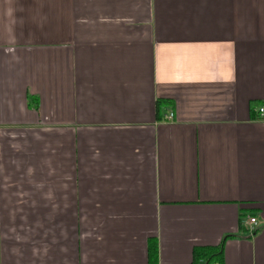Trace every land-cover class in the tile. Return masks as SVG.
<instances>
[{
    "label": "crops",
    "instance_id": "obj_1",
    "mask_svg": "<svg viewBox=\"0 0 264 264\" xmlns=\"http://www.w3.org/2000/svg\"><path fill=\"white\" fill-rule=\"evenodd\" d=\"M261 107L264 0H0V264H264Z\"/></svg>",
    "mask_w": 264,
    "mask_h": 264
},
{
    "label": "trees",
    "instance_id": "obj_2",
    "mask_svg": "<svg viewBox=\"0 0 264 264\" xmlns=\"http://www.w3.org/2000/svg\"><path fill=\"white\" fill-rule=\"evenodd\" d=\"M221 255L220 248L202 247L194 251L192 264H197L199 260H204L202 264H213L219 261Z\"/></svg>",
    "mask_w": 264,
    "mask_h": 264
},
{
    "label": "built area",
    "instance_id": "obj_3",
    "mask_svg": "<svg viewBox=\"0 0 264 264\" xmlns=\"http://www.w3.org/2000/svg\"><path fill=\"white\" fill-rule=\"evenodd\" d=\"M259 113H260V114H263V113H264V107L259 108ZM249 223H250L251 225H254V226H255L256 221H255L254 218H250V219H249ZM254 226L251 227V230L254 229Z\"/></svg>",
    "mask_w": 264,
    "mask_h": 264
}]
</instances>
